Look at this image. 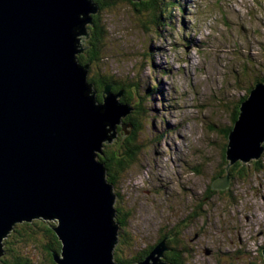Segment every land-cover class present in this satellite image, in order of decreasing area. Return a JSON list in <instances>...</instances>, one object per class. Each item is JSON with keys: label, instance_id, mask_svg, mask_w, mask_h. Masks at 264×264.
<instances>
[{"label": "rangeland", "instance_id": "obj_1", "mask_svg": "<svg viewBox=\"0 0 264 264\" xmlns=\"http://www.w3.org/2000/svg\"><path fill=\"white\" fill-rule=\"evenodd\" d=\"M93 1L100 10L92 16L105 33L89 78L114 75L131 82L136 104L142 84L153 87L159 83L164 92L163 101L156 95L151 100L157 111L147 117L137 135V163L128 164V173L119 184L115 205L131 215L125 230L131 244L119 242L115 249L129 259L155 245L163 232L180 223V239L189 242L192 249L187 264H261L264 154L261 172L247 170L243 180L231 178L227 190H214L218 193L214 196L207 193L227 161L223 148L226 153L228 137L224 138L222 130L232 124L233 97L245 93L240 89L245 84H237L253 77V68H264V16L256 0H191L185 17L188 27L181 26L180 14L174 12L176 30L163 36L148 32L147 11L140 15L134 10L136 4L148 0L133 4L114 0L109 7L103 5L106 0ZM87 27L88 37L79 38L84 52L77 57L82 59L90 52L93 40L92 28ZM151 46L158 49L153 64L159 68H152L145 55ZM248 63L250 71L243 77L244 64ZM142 106L147 112L148 105ZM154 135L160 136L156 144L151 143ZM111 144L105 148L118 150L116 139ZM252 162L244 165L249 169ZM197 207L200 217L187 221V214ZM38 220L45 221H33ZM11 233L4 240L12 238ZM31 240L37 246L42 243L40 235ZM241 251L244 257L239 256ZM26 252L34 260L39 255L37 249ZM221 252L236 257L222 261Z\"/></svg>", "mask_w": 264, "mask_h": 264}, {"label": "water", "instance_id": "obj_2", "mask_svg": "<svg viewBox=\"0 0 264 264\" xmlns=\"http://www.w3.org/2000/svg\"><path fill=\"white\" fill-rule=\"evenodd\" d=\"M99 10L93 0H0V258L16 224L44 219L62 244L56 264H118L117 196L99 158L132 108L111 86L100 103L77 57ZM239 111L215 191L230 187L231 166L264 154V85ZM168 250L162 241L136 264H166Z\"/></svg>", "mask_w": 264, "mask_h": 264}, {"label": "trees", "instance_id": "obj_3", "mask_svg": "<svg viewBox=\"0 0 264 264\" xmlns=\"http://www.w3.org/2000/svg\"><path fill=\"white\" fill-rule=\"evenodd\" d=\"M114 0H106V3L103 5L112 4ZM122 2L132 3L131 0H120ZM257 8L259 9L261 15L264 16V0H256ZM191 0H148L145 3L136 4L134 10L137 14L144 15L145 11H147L145 26L148 27V32L150 33H160L161 36L165 32L176 30V23H174L175 16L174 12L180 14L181 26L185 29L188 25L185 22V17L188 15V8L190 7ZM101 5V8L103 7ZM94 26L92 27L93 40L89 44L90 52L87 53L83 57H80L79 61L81 65L91 64L93 61H97L99 55L101 54V40L102 34H104V29L100 24V21L94 16L93 17ZM147 29V28H146ZM256 33V32H255ZM258 34V33H257ZM185 44H188L189 41L185 39ZM158 49L154 46L149 47L146 50L145 55H147L148 60L151 62V67H155L153 64L157 58ZM250 63L244 64L243 69V77H247L249 73ZM255 66V65H254ZM152 67V68H153ZM264 69V68H263ZM258 70L257 68H253V77L248 78L247 81H239L237 85H244V87L240 88L244 90V94L233 97L234 103L232 104V110H230V119H232V124L229 128H225L222 130L223 136L226 139L229 135V132L234 126V123L237 121L240 111L241 105L247 101L251 91L253 88L257 86V84L264 85V70ZM163 71V70H162ZM159 72V70H158ZM90 73V70H89ZM238 75H236L237 77ZM88 81L91 84H94V89L97 91V100L101 103L103 101V91L106 86H111V92L113 94H122L119 98L121 104L130 106L134 113L132 115H128L123 123L129 126V130L124 131L123 126L117 127V146L118 150H111L112 144L110 147L103 148V155L100 156L99 161L104 164L107 171V182L111 184L114 188V193L116 194V199L119 197V184L123 179V176L128 173V166L130 164H136L138 160V151L140 149L138 134L146 125V119L148 116L153 117L154 112L157 111L156 108L152 106L151 103L152 98L156 96H161V100H164V92L162 88L157 83V86L149 87L145 84L140 85V95L137 97V104L134 103V95L132 93L135 85H132L129 81H124L123 79L116 78L114 75L107 76H95L88 77ZM230 100V99H229ZM139 102V103H138ZM143 103L148 105L147 112L143 108ZM154 118H152L153 121ZM151 123L149 122V126ZM216 129V127H215ZM128 134L127 136L124 134ZM160 136L154 135V138L151 140V143H158ZM138 140V142H137ZM115 143V142H114ZM113 143V144H114ZM264 148V144H263ZM225 149L223 148V159H225ZM261 159V158H260ZM259 159V160H260ZM252 162L253 166L248 169L241 162H237L234 166H232L229 170L230 177L235 180H243L246 175L247 170L250 173L254 170L253 173H259L262 171V161ZM131 162V163H130ZM130 163V164H129ZM227 161H225L222 170L215 174L216 176L212 179L214 181L216 178H220L225 176L228 167ZM129 164V165H128ZM200 173V171H197ZM249 173V172H248ZM249 173V174H250ZM239 176V178H237ZM213 183V182H212ZM159 188V187H158ZM208 196H214L218 194L212 189V185L209 186L207 190ZM225 197H228V194H224ZM230 198V197H229ZM117 204V202H115ZM116 210V222L120 225V235L119 242L123 244H131V239L126 235V229L129 227V219L131 215L124 210L120 209L117 205L114 206ZM197 207L196 210H192L187 214V221L192 222V220L196 219V217H200V212ZM129 216V217H128ZM180 223H178L179 225ZM178 225H175L170 231L163 232L158 242L148 247L146 250L139 251L129 259L123 256L122 251L119 248H116L114 251V261L118 264H136L138 262L144 261L150 253L154 250L155 246L158 245L162 241H166L168 244L169 250L164 253V258L166 264H187L190 260V252L192 251L189 242L180 239V232L178 229ZM53 223L49 224L45 221L38 220L33 221L31 223H23L21 225H17L14 227L11 237L4 240L3 243V256L0 258V264H56L54 261L53 254H61L62 244L58 239L56 233L52 228ZM41 236L42 243L39 246L31 240L36 236ZM131 247V245H130ZM37 249L39 250V255L35 260L30 258L27 254V250ZM264 249V248H263ZM262 262L264 264V255H261Z\"/></svg>", "mask_w": 264, "mask_h": 264}, {"label": "flooded vegetation", "instance_id": "obj_4", "mask_svg": "<svg viewBox=\"0 0 264 264\" xmlns=\"http://www.w3.org/2000/svg\"><path fill=\"white\" fill-rule=\"evenodd\" d=\"M231 186V185H230ZM223 194V193H222ZM225 194V193H224ZM223 194V195H224ZM209 253H210V251H209ZM263 254V253H262ZM261 254V255H262ZM237 255V254H236ZM219 256H220V258H221V260L222 261H225V260H227L228 258L230 259V258H232V257H236L235 255H228V253L227 254H224L223 252H221L220 254H219ZM238 256V255H237ZM239 256L240 257H244L245 256V252H243V251H241L240 253H239ZM261 262H262V260H261ZM248 264H256V263H248Z\"/></svg>", "mask_w": 264, "mask_h": 264}, {"label": "bare ground", "instance_id": "obj_5", "mask_svg": "<svg viewBox=\"0 0 264 264\" xmlns=\"http://www.w3.org/2000/svg\"><path fill=\"white\" fill-rule=\"evenodd\" d=\"M238 112H239V110H238Z\"/></svg>", "mask_w": 264, "mask_h": 264}]
</instances>
